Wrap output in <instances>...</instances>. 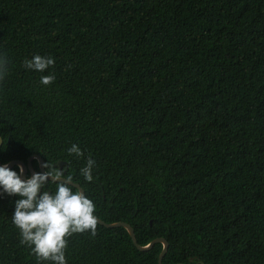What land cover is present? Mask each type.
<instances>
[{
	"label": "trees",
	"instance_id": "obj_1",
	"mask_svg": "<svg viewBox=\"0 0 264 264\" xmlns=\"http://www.w3.org/2000/svg\"><path fill=\"white\" fill-rule=\"evenodd\" d=\"M35 54L54 66L24 68ZM0 55L3 164L57 165L96 217L142 246L166 239L164 264H264V0H0ZM17 199L0 189V264H53L21 243ZM162 250L97 223L66 261L158 264Z\"/></svg>",
	"mask_w": 264,
	"mask_h": 264
},
{
	"label": "clouds",
	"instance_id": "obj_2",
	"mask_svg": "<svg viewBox=\"0 0 264 264\" xmlns=\"http://www.w3.org/2000/svg\"><path fill=\"white\" fill-rule=\"evenodd\" d=\"M54 64L53 57L35 54L24 60L23 67L44 73ZM6 65V57L0 55V81L5 78ZM55 79L54 73H48L41 75L40 83L49 86ZM67 151L69 155L83 156L77 144ZM94 165V159L89 156L86 166L80 169V174L88 182L93 180ZM18 167L20 174L7 165L0 166V189L9 196L19 197L15 201L12 223L20 232L21 243L27 244L38 260L67 264L68 238L86 231L96 235L98 221L93 201L83 192L73 191V178H65L64 171L50 161L43 165L46 172L34 173L27 180L21 179L24 169ZM50 180L57 185L51 194L47 188Z\"/></svg>",
	"mask_w": 264,
	"mask_h": 264
},
{
	"label": "water",
	"instance_id": "obj_3",
	"mask_svg": "<svg viewBox=\"0 0 264 264\" xmlns=\"http://www.w3.org/2000/svg\"><path fill=\"white\" fill-rule=\"evenodd\" d=\"M3 145V139L2 137L0 136V150H1V147ZM34 160H37L39 162V165H40V170L42 172V174L44 172H46V168L43 167V165L45 164L44 162V159L40 156V155H32L31 157L28 158V162L25 163L23 161H20V160H13V161H10L6 164H3L1 159H0V166H4V165H7L10 169H13L14 167L16 166H22L23 169H24V172L23 174L21 175V179H24V180H27L28 179V173L30 172L31 176L36 173L35 169H34V166H33V162ZM64 165V162H61L60 163V168H62ZM30 176V177H31ZM51 181V180H50ZM72 184L74 187H76L79 191L83 192L84 195H86V192L85 190L81 187V185L77 184V183H74L72 181ZM51 194V192H49ZM97 221H98V224L104 226L105 228H108V229H114V227H125L128 232L130 233L131 237H132V240H133V243L135 244V247L141 251V252H149L151 251L157 244H163V250L159 256V261H158V264H164L163 261H164V258L169 250V242L164 239V238H157L155 240H153L152 242H150L148 245L146 246H142L139 244V241H138V238H137V235H136V232H135V229L134 227L126 222V221H115V222H111L110 224L109 223H106L105 221H103L102 219L98 218L97 217Z\"/></svg>",
	"mask_w": 264,
	"mask_h": 264
}]
</instances>
